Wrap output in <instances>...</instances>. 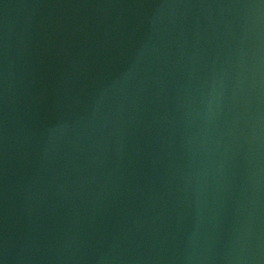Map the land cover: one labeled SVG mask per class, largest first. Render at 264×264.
<instances>
[{
    "label": "water",
    "instance_id": "water-1",
    "mask_svg": "<svg viewBox=\"0 0 264 264\" xmlns=\"http://www.w3.org/2000/svg\"><path fill=\"white\" fill-rule=\"evenodd\" d=\"M0 264H264V0H0Z\"/></svg>",
    "mask_w": 264,
    "mask_h": 264
}]
</instances>
